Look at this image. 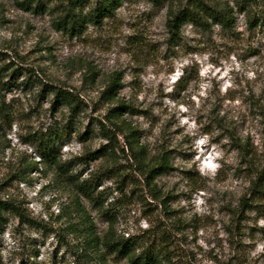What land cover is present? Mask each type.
I'll list each match as a JSON object with an SVG mask.
<instances>
[{"label":"rangeland","instance_id":"1","mask_svg":"<svg viewBox=\"0 0 264 264\" xmlns=\"http://www.w3.org/2000/svg\"><path fill=\"white\" fill-rule=\"evenodd\" d=\"M97 1L75 12L85 17ZM189 1L124 0L71 36L57 24L69 0H43L37 12L0 0V264H101L110 229H153L172 264H264V17L254 26L235 8V28L186 23L174 43L168 10ZM113 77L121 88L108 100ZM121 103L131 110L113 117ZM48 138L56 146L43 155ZM80 183L96 186L114 221Z\"/></svg>","mask_w":264,"mask_h":264},{"label":"trees","instance_id":"2","mask_svg":"<svg viewBox=\"0 0 264 264\" xmlns=\"http://www.w3.org/2000/svg\"><path fill=\"white\" fill-rule=\"evenodd\" d=\"M123 1L124 0H98L94 6L90 7L87 15L81 17L75 12L77 8L76 3L80 2V0H69L72 5H68L66 9H63V13L58 17V27L71 36H79L87 27L88 23L92 22L99 25L103 22L105 17L112 16ZM150 1L155 5H160L166 0ZM28 2L26 8L32 9L35 12L38 11V8H42V10L46 9V3L43 2V0H28ZM234 2L236 7L230 5L229 1L224 0H192L180 9H175L171 6L168 10L166 23L171 41L175 43L181 38L182 28L186 23H190L205 31L212 30L214 25H220L225 29H233L237 25L236 12L238 11L245 15L247 23L253 24L254 26L263 19L264 15H259L261 11L258 12L255 7L259 5V0H234ZM235 8L238 11H235ZM120 88L119 79L113 77L103 91V95L108 100H112L117 95ZM53 92L56 93V100L66 103L71 107L73 113H77L80 110L81 102L74 98L70 92L63 89H53ZM126 109L131 110V107L121 103L111 108L110 114L113 117H118L121 116ZM130 137L131 139H128V142H130V147L133 149L132 142L136 139L134 130H131ZM51 139L52 138H48L44 143L40 144L42 146L41 153L43 155H45L49 149L56 146V142H52ZM160 167H168L166 160H162ZM154 172L155 174L159 173L157 167L149 171V178L152 177ZM262 181L263 183L258 185L257 192H262L264 177ZM77 186L90 201L96 202V206L100 211L108 215V221H114L115 217L112 215L111 209L105 208L104 201L96 200L98 197L93 193L96 186L89 188L87 187V183H80ZM3 205H5L3 207L14 211L18 216L24 217L16 204L4 202ZM88 234H90L87 240L89 247L92 248V252L96 253L97 249L95 248H98L100 243L98 235H96L93 230V226ZM108 234V237L102 242V245L106 248V252L100 255L97 254V258H99L98 260L101 261V264L105 262L106 253L121 255L128 259L129 264H172L170 257H168L169 252L163 244V237L158 239L159 237L153 229L144 230L142 235L134 234L131 236L128 235L127 237L124 235H117L116 237L113 229H110ZM86 256H88L87 253Z\"/></svg>","mask_w":264,"mask_h":264},{"label":"clouds","instance_id":"3","mask_svg":"<svg viewBox=\"0 0 264 264\" xmlns=\"http://www.w3.org/2000/svg\"><path fill=\"white\" fill-rule=\"evenodd\" d=\"M213 170H215V169L213 168Z\"/></svg>","mask_w":264,"mask_h":264}]
</instances>
